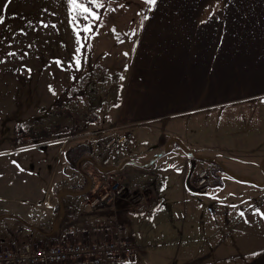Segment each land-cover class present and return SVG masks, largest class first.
<instances>
[{"label":"rangeland","instance_id":"1","mask_svg":"<svg viewBox=\"0 0 264 264\" xmlns=\"http://www.w3.org/2000/svg\"><path fill=\"white\" fill-rule=\"evenodd\" d=\"M65 41L27 38L21 31L0 36V247L31 239L37 244L56 223L80 226L113 223V218L121 223L122 232L137 234L134 240L144 237L160 253L202 249L199 253L223 259L243 255L264 241V110L252 105L249 111L233 110L237 114L228 118L214 117L210 124L201 121L192 130L155 124L151 132L134 131L120 153L134 141L132 150L140 162L160 148L161 158L140 172L131 173L135 168L123 172L124 191L114 208L88 204L82 191L97 173L88 174L90 161L84 159L71 166L65 151L84 145L90 160L97 133L107 129L108 138L112 128L121 126L105 124L94 112H105L112 103L108 86L101 77L95 78V69L85 70L84 76L76 63L68 73L66 54L56 52ZM74 123L73 130L64 128ZM254 125L260 135H255ZM173 134L193 147L209 148V155L218 154L230 173L210 159L194 160L190 192L184 191L176 175L184 173L190 161ZM259 138L262 144L255 146ZM172 153L176 162L170 160ZM119 155L116 161L121 160ZM201 171L210 184L197 187ZM164 182L168 192L161 191ZM166 224L174 230L164 235Z\"/></svg>","mask_w":264,"mask_h":264},{"label":"crops","instance_id":"2","mask_svg":"<svg viewBox=\"0 0 264 264\" xmlns=\"http://www.w3.org/2000/svg\"><path fill=\"white\" fill-rule=\"evenodd\" d=\"M99 3L101 7L91 4L99 11L97 16L85 20L79 18L78 9H73L69 0H0V36L21 31L27 38L66 39L56 52L66 54L68 73L76 63L84 76L85 70L93 68L95 78L101 77L103 85L108 86V101L112 103L105 112H94L105 124L119 125L130 133L151 132L155 124L168 130H192L201 121L210 124L214 117L237 114L233 110L249 111L251 105L264 110V0ZM85 24L90 31H84ZM57 95L61 96L59 92ZM255 126V135H260L259 126ZM171 136L178 139L179 150L190 161L184 173L176 175L184 191H189L188 176L198 158L219 163L230 173L231 168L217 159L218 154H208L209 148L193 147L182 136ZM260 144L259 138L255 146ZM134 145L132 141L125 153L119 152L121 160L113 164L127 160L142 165L153 162L146 169L161 158L154 160L162 148L140 162L132 150ZM84 160L90 161L87 157ZM170 160L175 161L173 153ZM140 168L125 165L117 177L125 182L123 172L144 169ZM87 170L90 175L95 173L92 163ZM161 191H169L165 182ZM164 226V235L174 230L173 225ZM179 230L182 233L184 227ZM132 235L121 231V236L138 249L129 264H264V241L251 245L243 255L214 259L199 253L202 249L160 253L144 237L134 240L137 234ZM42 236L43 240L52 237L51 231Z\"/></svg>","mask_w":264,"mask_h":264},{"label":"built area","instance_id":"3","mask_svg":"<svg viewBox=\"0 0 264 264\" xmlns=\"http://www.w3.org/2000/svg\"><path fill=\"white\" fill-rule=\"evenodd\" d=\"M73 125H65L66 130H73ZM65 129L61 128V131ZM109 131L100 130L90 157L97 173L93 184L88 183L82 191L88 196V204L93 207L107 205L114 208L115 201L124 191L123 182L117 177L118 167L115 157L132 139V134L116 126ZM57 131H53L56 133ZM101 140L99 148L98 141ZM82 165V164H81ZM196 186L202 187L207 182V173L199 172ZM122 225L92 222L75 226L56 223L51 227L52 237L34 244L33 239L13 246L0 247V264H129L138 254L137 247L121 236ZM115 232L114 237H110Z\"/></svg>","mask_w":264,"mask_h":264},{"label":"snow or ice","instance_id":"4","mask_svg":"<svg viewBox=\"0 0 264 264\" xmlns=\"http://www.w3.org/2000/svg\"><path fill=\"white\" fill-rule=\"evenodd\" d=\"M94 4L96 7H101V4L99 3V0H87V2H80V0H69V4L72 6L73 9H78L79 14L85 18V20H88L90 17H96L97 13L92 10L91 7L88 6V4ZM148 4L155 5L156 0H147ZM0 19H3L0 17ZM84 31H90L89 25L85 24ZM256 211L259 212V209H256ZM261 215H264V213H261Z\"/></svg>","mask_w":264,"mask_h":264},{"label":"trees","instance_id":"5","mask_svg":"<svg viewBox=\"0 0 264 264\" xmlns=\"http://www.w3.org/2000/svg\"><path fill=\"white\" fill-rule=\"evenodd\" d=\"M89 152V149L84 146V145H77L73 148H70L68 149L67 151H65V159L66 161L71 165V166H76L77 162L81 161L82 159H85L86 157V154ZM198 159H202L203 158H198ZM75 161H77L75 163ZM192 168H194V165H192L191 167V170ZM213 173V171H212ZM213 176H216V175H213ZM218 176V175H217ZM187 188L190 187V184L189 182L187 181Z\"/></svg>","mask_w":264,"mask_h":264},{"label":"water","instance_id":"6","mask_svg":"<svg viewBox=\"0 0 264 264\" xmlns=\"http://www.w3.org/2000/svg\"><path fill=\"white\" fill-rule=\"evenodd\" d=\"M163 153H164V151H163L162 153H160L159 155H157L156 158H155L154 160L160 158V156H161ZM190 155H191V154H190ZM152 163H153V162H151V163H149V164H143V165H142V164L137 163L136 161H133V160H127V161L121 163V164L118 166V170H121L125 165H134V166H137V167L145 168V167L151 165Z\"/></svg>","mask_w":264,"mask_h":264}]
</instances>
